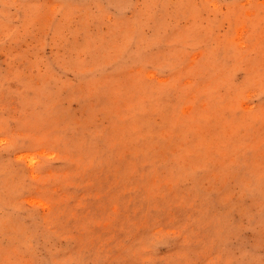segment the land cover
<instances>
[{
	"label": "rangeland",
	"instance_id": "rangeland-1",
	"mask_svg": "<svg viewBox=\"0 0 264 264\" xmlns=\"http://www.w3.org/2000/svg\"><path fill=\"white\" fill-rule=\"evenodd\" d=\"M0 264H264V0H0Z\"/></svg>",
	"mask_w": 264,
	"mask_h": 264
}]
</instances>
